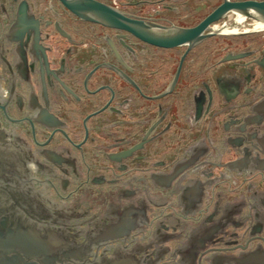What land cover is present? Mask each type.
Wrapping results in <instances>:
<instances>
[{"label": "flooded vegetation", "instance_id": "obj_1", "mask_svg": "<svg viewBox=\"0 0 264 264\" xmlns=\"http://www.w3.org/2000/svg\"><path fill=\"white\" fill-rule=\"evenodd\" d=\"M87 1L0 0L3 205L66 263L264 264V0Z\"/></svg>", "mask_w": 264, "mask_h": 264}, {"label": "water", "instance_id": "obj_2", "mask_svg": "<svg viewBox=\"0 0 264 264\" xmlns=\"http://www.w3.org/2000/svg\"><path fill=\"white\" fill-rule=\"evenodd\" d=\"M66 2V0H63ZM68 2V1H67ZM71 10L88 19L100 18L113 20L114 15L104 10L96 3L87 0H78V3H68ZM225 7L217 9L214 21H218ZM264 22V18L262 19ZM11 158H8V161ZM3 161L0 158V264H74L67 262L69 256L64 254L57 240H49L46 235H55L45 232L42 234L37 228L23 225L17 219L15 203L5 206L2 203L6 188L4 183L8 181L1 175ZM8 183H6L7 186ZM71 255L74 253H70Z\"/></svg>", "mask_w": 264, "mask_h": 264}, {"label": "bare ground", "instance_id": "obj_3", "mask_svg": "<svg viewBox=\"0 0 264 264\" xmlns=\"http://www.w3.org/2000/svg\"><path fill=\"white\" fill-rule=\"evenodd\" d=\"M262 25H264V24H262Z\"/></svg>", "mask_w": 264, "mask_h": 264}]
</instances>
